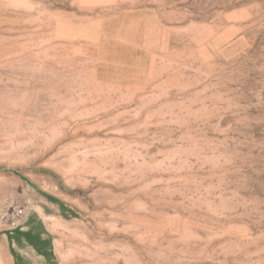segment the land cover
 <instances>
[{
  "label": "rangeland",
  "instance_id": "374dc122",
  "mask_svg": "<svg viewBox=\"0 0 264 264\" xmlns=\"http://www.w3.org/2000/svg\"><path fill=\"white\" fill-rule=\"evenodd\" d=\"M0 264H264V0H0Z\"/></svg>",
  "mask_w": 264,
  "mask_h": 264
},
{
  "label": "trees",
  "instance_id": "16d2710c",
  "mask_svg": "<svg viewBox=\"0 0 264 264\" xmlns=\"http://www.w3.org/2000/svg\"><path fill=\"white\" fill-rule=\"evenodd\" d=\"M25 236H26V238H29V241H31V240H30V237H31L30 234H26Z\"/></svg>",
  "mask_w": 264,
  "mask_h": 264
}]
</instances>
